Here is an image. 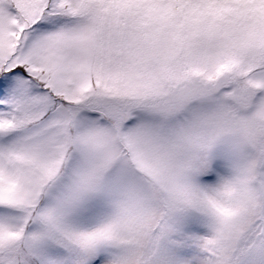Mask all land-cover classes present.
<instances>
[{
    "label": "snow or ice",
    "instance_id": "snow-or-ice-1",
    "mask_svg": "<svg viewBox=\"0 0 264 264\" xmlns=\"http://www.w3.org/2000/svg\"><path fill=\"white\" fill-rule=\"evenodd\" d=\"M0 264H264V0H0Z\"/></svg>",
    "mask_w": 264,
    "mask_h": 264
}]
</instances>
